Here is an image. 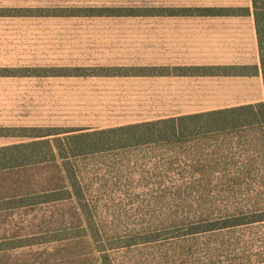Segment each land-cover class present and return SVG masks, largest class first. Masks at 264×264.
<instances>
[{
  "label": "trees",
  "instance_id": "trees-1",
  "mask_svg": "<svg viewBox=\"0 0 264 264\" xmlns=\"http://www.w3.org/2000/svg\"><path fill=\"white\" fill-rule=\"evenodd\" d=\"M252 8L264 86V0H252ZM157 12L85 7L51 15ZM226 70L247 74L246 69ZM86 72L51 71L53 76ZM21 134L41 139L0 148V179L29 169L42 174L50 168L54 175L45 184L38 182L40 188H22L17 194L0 186V213L71 204L79 226L65 240H90L98 253L95 264H122L113 253L137 248L165 249L163 261L156 264H264V102L101 130L51 128ZM119 191L128 200L114 207H128L125 215L137 219L125 231H118L116 223L111 229L103 212L111 201L117 203L111 194ZM4 242L0 252L14 248Z\"/></svg>",
  "mask_w": 264,
  "mask_h": 264
},
{
  "label": "crops",
  "instance_id": "crops-1",
  "mask_svg": "<svg viewBox=\"0 0 264 264\" xmlns=\"http://www.w3.org/2000/svg\"><path fill=\"white\" fill-rule=\"evenodd\" d=\"M34 8L22 6L21 0H0V148L41 139L22 136V130L53 128L54 79L107 81L117 90L115 98L124 94V104L141 116L130 124L264 102L252 0H172L155 7H110L158 11L156 16L131 17L156 25V45L151 49L153 59L130 65L34 64L38 54L45 58L52 52L53 18L31 12ZM60 68L88 72L53 76L52 69ZM229 68L246 69L247 74H226Z\"/></svg>",
  "mask_w": 264,
  "mask_h": 264
},
{
  "label": "rangeland",
  "instance_id": "rangeland-1",
  "mask_svg": "<svg viewBox=\"0 0 264 264\" xmlns=\"http://www.w3.org/2000/svg\"><path fill=\"white\" fill-rule=\"evenodd\" d=\"M170 3L172 0H21L22 6L35 7L31 12L38 15L66 8H140ZM155 29V24L140 17H53L52 52L45 58L38 54L34 64H140L154 58L151 49L156 45ZM112 88L107 81L101 80L54 79L50 115L53 128L74 130L92 127L101 130L128 125L140 118L134 107L124 104V94L118 100L115 98L117 90ZM42 172L38 174L29 169L12 173L8 178L0 179V186L7 185L9 194H17L16 191L22 188L24 191L38 189V182L45 184L54 175L50 168ZM111 197L117 203L111 201L109 209L103 210L108 216L109 227L113 229L114 223L118 231L134 227L131 222H135L136 217L124 213L129 208L114 207L126 203V195L124 197V193L119 191ZM78 226L71 204L43 205L0 213V242L5 241L7 247H14L0 252V264H95L98 253L90 240H65L66 234L71 229L77 232ZM53 236L63 240L53 241ZM164 250L137 248L129 252H114L113 255L122 264H156L163 261Z\"/></svg>",
  "mask_w": 264,
  "mask_h": 264
}]
</instances>
